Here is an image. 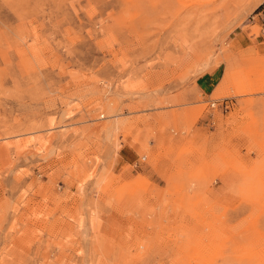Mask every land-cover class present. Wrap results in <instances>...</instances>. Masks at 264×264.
<instances>
[{
  "label": "rangeland",
  "instance_id": "obj_1",
  "mask_svg": "<svg viewBox=\"0 0 264 264\" xmlns=\"http://www.w3.org/2000/svg\"><path fill=\"white\" fill-rule=\"evenodd\" d=\"M262 5L0 0V264H264Z\"/></svg>",
  "mask_w": 264,
  "mask_h": 264
},
{
  "label": "crops",
  "instance_id": "obj_2",
  "mask_svg": "<svg viewBox=\"0 0 264 264\" xmlns=\"http://www.w3.org/2000/svg\"><path fill=\"white\" fill-rule=\"evenodd\" d=\"M255 16L258 15V13L254 14ZM262 18L261 20H264V11L262 13ZM260 21V19H259ZM258 25L261 27V29L263 30L262 27H264V21H260L258 23ZM248 40V37L245 36L243 33H237L236 36L233 37V43L235 44V46L237 47H244L247 44H244V42ZM220 79V74L218 73V68L213 69L211 72H209L207 75H204L202 77H200L197 81H196V86L197 88L203 93V94H207L210 93L212 91V89L214 90L219 83ZM215 87V88H214ZM229 128H226V132L228 133Z\"/></svg>",
  "mask_w": 264,
  "mask_h": 264
},
{
  "label": "built area",
  "instance_id": "obj_3",
  "mask_svg": "<svg viewBox=\"0 0 264 264\" xmlns=\"http://www.w3.org/2000/svg\"><path fill=\"white\" fill-rule=\"evenodd\" d=\"M264 11V5H262L261 9L257 12L258 14H262ZM208 106L210 108L212 107H218L220 110H226L227 109V101L225 99H221V100H214L211 101Z\"/></svg>",
  "mask_w": 264,
  "mask_h": 264
}]
</instances>
